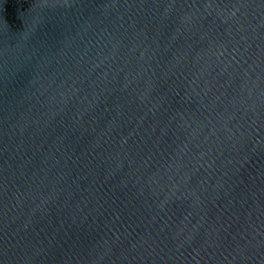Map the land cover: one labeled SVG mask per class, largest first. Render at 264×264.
<instances>
[{
  "label": "water",
  "instance_id": "95a60500",
  "mask_svg": "<svg viewBox=\"0 0 264 264\" xmlns=\"http://www.w3.org/2000/svg\"><path fill=\"white\" fill-rule=\"evenodd\" d=\"M0 264H264V0H0Z\"/></svg>",
  "mask_w": 264,
  "mask_h": 264
}]
</instances>
